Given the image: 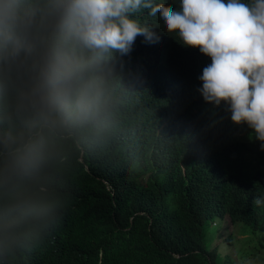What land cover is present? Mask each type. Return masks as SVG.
Masks as SVG:
<instances>
[{"label":"clouds","instance_id":"1","mask_svg":"<svg viewBox=\"0 0 264 264\" xmlns=\"http://www.w3.org/2000/svg\"><path fill=\"white\" fill-rule=\"evenodd\" d=\"M145 9L211 59L198 92L264 151V0H0V264L43 246L71 198V160L116 135L133 91L117 55L158 40Z\"/></svg>","mask_w":264,"mask_h":264},{"label":"trees","instance_id":"2","mask_svg":"<svg viewBox=\"0 0 264 264\" xmlns=\"http://www.w3.org/2000/svg\"><path fill=\"white\" fill-rule=\"evenodd\" d=\"M138 16L158 40L138 36L128 55H117L133 90L121 125L71 160L63 219L20 264H221L210 243L217 218L264 232V207L253 205L264 194L260 143L198 92L211 59L169 35L158 13Z\"/></svg>","mask_w":264,"mask_h":264},{"label":"rangeland","instance_id":"3","mask_svg":"<svg viewBox=\"0 0 264 264\" xmlns=\"http://www.w3.org/2000/svg\"><path fill=\"white\" fill-rule=\"evenodd\" d=\"M241 134L243 135V133ZM214 225L216 227H213L214 233L210 239V243L218 247L217 261L224 264L231 262L233 259V264H264V232H241L240 227L234 228L226 222H219L218 218L215 220ZM230 233L234 235L232 240L228 239ZM257 241H260L262 246ZM206 242L209 244L208 237L206 238ZM237 253L248 257L239 258Z\"/></svg>","mask_w":264,"mask_h":264}]
</instances>
